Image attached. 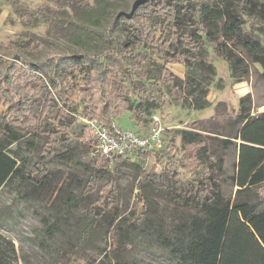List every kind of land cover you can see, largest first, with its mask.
I'll use <instances>...</instances> for the list:
<instances>
[{
  "label": "rangeland",
  "instance_id": "374dc122",
  "mask_svg": "<svg viewBox=\"0 0 264 264\" xmlns=\"http://www.w3.org/2000/svg\"><path fill=\"white\" fill-rule=\"evenodd\" d=\"M14 1L17 5L13 0H0V57L12 60L20 55L35 63L46 60L42 50L85 55L112 48L113 43L106 35L111 38L122 35L119 30L109 28L113 18L108 13L130 12L124 7V0ZM18 6L25 14L18 11ZM104 6H108L105 14ZM136 14L147 15L138 11ZM157 22L150 16L151 24ZM255 24V33L264 37V20ZM157 27L156 41L162 35ZM39 45L42 47L37 49ZM215 46L206 41L200 52L208 54L207 60L205 64H196L184 57L167 59L143 42L133 40L128 47L120 45L119 59L112 69L126 76H131L134 69L140 71L133 76L131 85L133 109L137 113L125 112L108 121L118 131L136 132L145 138L158 132L162 147L143 151L151 152L148 160L139 157L118 164L115 156H110L98 168L95 186L100 188L113 181L118 202L115 212L104 218L100 231L85 244H79L78 237L85 224L86 208L95 201L97 190L84 198L80 194L90 188L89 179L99 167L97 150L75 141L65 145L52 158L48 175L41 183H35L29 179V172L40 160L46 138L27 135L21 144L12 145L23 175L0 190V234L16 246L17 264H183L173 255V244L180 236L181 223L189 222L197 212L191 201L182 196L159 197L152 190H145L148 208L143 209L144 202L138 199L142 174L161 175L166 164L179 160L168 152L182 147L186 133L196 132L211 138L209 156L195 173L181 171L179 181L190 185L195 179H206L211 171L219 177L224 196L235 199L237 189L231 178L236 173L239 153L235 146L226 148L222 141L234 142L227 135H231L230 124L240 114L242 98L252 96L253 116L264 111V80L259 76L262 68L249 64L250 75L237 83L229 63L214 54ZM16 66L23 75L22 63L19 61ZM163 67L183 83L193 80L201 83L207 90L209 105L199 110L176 100L185 97L186 87L170 92L165 82L169 74H163ZM46 85L52 89L49 82ZM144 93L149 102L140 98L139 94ZM73 101L78 105L74 113L76 122L69 135L77 139L82 137L89 121L85 119L83 103ZM6 109L2 105L0 113ZM143 210L149 213L146 225L137 234L129 235L128 225ZM112 227L117 229L116 241L121 245L118 250L111 243Z\"/></svg>",
  "mask_w": 264,
  "mask_h": 264
},
{
  "label": "trees",
  "instance_id": "16d2710c",
  "mask_svg": "<svg viewBox=\"0 0 264 264\" xmlns=\"http://www.w3.org/2000/svg\"><path fill=\"white\" fill-rule=\"evenodd\" d=\"M13 3L17 5L14 0ZM132 4L133 0H124L126 9L131 10ZM107 10L108 6H104L103 14ZM18 11L25 14L20 6ZM138 12L147 15L141 17L135 13L131 20L121 18L116 21L118 12L108 13L113 18L109 28L119 30L122 36L111 38L106 35L113 47L95 54L71 55L64 51L42 50L46 60L36 63L20 55L12 60L0 57V108L2 105L7 107L0 113V190L23 175L11 147L14 143L21 144L27 135L46 138L40 160L29 172V179L35 183H41L48 175L52 158L65 145L75 141L95 150L98 148V140L87 126L82 137L74 139L69 135L76 122L74 113L78 105L73 99L83 103L87 121L96 120L112 133L115 129L109 118H118L125 112L137 113V109H133L131 85L134 84L133 76L140 71L134 69L131 76H126L112 69L119 59L121 44L128 47L135 40L150 45L167 59L184 57L188 62L205 64L208 54L202 55L200 50L206 41H210L216 44L214 54L229 63L237 83L250 75L249 64L262 68L259 76L264 80V37L254 31L256 21L264 20L263 1L149 0ZM150 16L158 22L151 24ZM157 26L162 35L156 41ZM19 61L24 68L23 75L16 66ZM162 70L163 74H169L165 82L170 92L186 87L185 97L176 100L199 110L209 105L207 90L201 83L194 80L183 83L168 73L166 67ZM46 81L52 89L47 88ZM139 96L149 102L145 93ZM251 105L250 94L241 99L240 114L230 124L231 135H227L234 142L222 141L226 148L233 145L239 153L236 173L231 178L237 189L235 199L224 196L219 177L211 171L206 179H195L190 185L179 181L181 171L195 173L209 156L208 141L211 138L196 132L186 133L182 147L168 152L178 161L166 164L165 171L159 176L144 172L138 182L141 190L138 199L144 202L143 209L147 207L145 190H152L159 197L182 196L191 201L196 210L189 222L181 223L180 236L173 244L172 253L183 264H264V111L253 116ZM203 130L209 132L208 128ZM98 155L99 167L89 179L90 188L80 194V198H84L97 190L95 201L86 208L79 244L87 243L100 231L104 218L115 212L118 202L113 181L100 188L95 186V174L108 160L101 153ZM150 155L151 152L138 151V156L145 160L150 159ZM115 160L118 164L130 163L125 157L115 156ZM141 213L127 227L131 236L147 223L149 213L147 210ZM116 237L117 229L112 227L110 239L114 250L121 248ZM17 262L16 246L0 234V264Z\"/></svg>",
  "mask_w": 264,
  "mask_h": 264
},
{
  "label": "built area",
  "instance_id": "2783aa9c",
  "mask_svg": "<svg viewBox=\"0 0 264 264\" xmlns=\"http://www.w3.org/2000/svg\"><path fill=\"white\" fill-rule=\"evenodd\" d=\"M87 127L98 140L97 152L105 157L119 156L136 161L140 157L138 156L139 150L150 151L162 147L160 133L158 132H154L149 138H145L136 132L118 131L113 127L115 133H112L110 129L105 128L96 120L88 122Z\"/></svg>",
  "mask_w": 264,
  "mask_h": 264
},
{
  "label": "water",
  "instance_id": "95a60500",
  "mask_svg": "<svg viewBox=\"0 0 264 264\" xmlns=\"http://www.w3.org/2000/svg\"><path fill=\"white\" fill-rule=\"evenodd\" d=\"M148 1L149 0H133V4L130 12L119 11L117 13L116 21H118L121 18H126L128 20H131L132 17H134L135 13L138 11V9L146 5Z\"/></svg>",
  "mask_w": 264,
  "mask_h": 264
}]
</instances>
